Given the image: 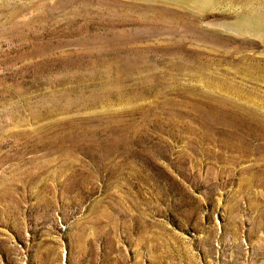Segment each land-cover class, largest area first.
<instances>
[{"label":"rangeland","instance_id":"1","mask_svg":"<svg viewBox=\"0 0 264 264\" xmlns=\"http://www.w3.org/2000/svg\"><path fill=\"white\" fill-rule=\"evenodd\" d=\"M112 33L142 67L126 96L58 109L100 82L64 72L125 59ZM143 76L165 82L124 101ZM248 110L264 117V0H0V264H264V127ZM77 116L94 118L77 149L29 144L68 143Z\"/></svg>","mask_w":264,"mask_h":264},{"label":"bare ground","instance_id":"2","mask_svg":"<svg viewBox=\"0 0 264 264\" xmlns=\"http://www.w3.org/2000/svg\"><path fill=\"white\" fill-rule=\"evenodd\" d=\"M63 5H66L65 3H63ZM64 8V7H63ZM84 13V12H83ZM85 14V13H84ZM142 14V13H141ZM86 15V14H85ZM84 15V16H85ZM83 16V17H84ZM158 17V16H157ZM116 33V32H115ZM122 34V33H121ZM124 36V35H123ZM122 36V37H123ZM111 37V42H112V45L116 48V50H120L121 52L123 51L125 53V59L122 60L121 63H116L115 65H105V66H102V67H105L104 70H102L101 68L98 69L97 71V66H92L90 69L88 70H85V71H66L64 72L63 75V78H65L66 80H73L75 81H78L80 80L83 76L86 77H89L90 79L94 80L95 83H94V87H97V77H99L100 79V82L98 83V88L95 89L94 92H92V94H88V95H85L84 91L82 89H79L80 87L77 86V87H70V90H68L67 92V95L66 97L64 98L65 101L63 102V104L58 108V109H61V111L65 112V113H69V112H73V113H77L78 111H81V110H87V109H90V108H97V105H109L108 104V101H112V102H115V101H121L123 99V96H126L124 94V92L122 91V86L121 84H123V82L121 80H123V76L125 78H130L132 76L133 73H135L136 71L140 72L142 71V67H141V64H140V67H139V59L137 58H134V57H131L128 52L129 51H124V49H120V48H124L126 45H128L129 43H131V40H121L122 37L118 36L116 37V34H113L110 36ZM92 40V39H91ZM92 42V41H90ZM95 42V41H94ZM104 42V40H103ZM93 43V42H92ZM91 43V44H92ZM101 44V43H99ZM77 45V44H76ZM81 45H85L87 48H91L93 49L94 47H88L90 46L89 42L87 41H83L81 43ZM80 45V46H81ZM96 50L99 48H97V44L94 45ZM82 47V46H81ZM80 47V48H81ZM85 48V47H83ZM178 48V47H177ZM127 50V49H126ZM94 51V50H93ZM102 51V50H101ZM177 52H171L168 54V52L166 53L167 54V57H168V62L169 63H173V66H176L177 69H180V70H184V68L186 67V64L188 65V62H186L185 60V57L183 58L182 54L178 53V50H176ZM100 52V51H98ZM116 52V51H115ZM92 55V54H91ZM105 55V54H104ZM118 55V54H117ZM192 55V54H191ZM81 58L83 56V54L81 53L80 54ZM94 57V56H93ZM196 57V56H195ZM75 59H72L70 58L69 61L66 62V67H69V66H74L76 69H79L80 66H81V61H80V58L79 56H76L74 57ZM176 60V61H173V60ZM196 61V58H194ZM76 61H79V62H76ZM76 62V63H75ZM95 62V61H94ZM113 66H116L118 71H119V78L120 79H117L119 82H114L116 83V85L118 86H112L110 88H105L104 86H106V80H109V78L111 77V71H112V67ZM146 66V65H145ZM101 67V66H99ZM175 67V68H176ZM145 68V67H144ZM101 69V70H100ZM116 75V73H114ZM155 74V73H154ZM58 75V74H57ZM117 76V75H116ZM115 76V77H116ZM135 76V74H134ZM60 78V77H59ZM166 77L162 76L161 79H164ZM113 79V78H112ZM131 79V78H130ZM158 79H160L159 77H157V79H152V77H147V76H143V77H138L137 79H134L137 83L136 85L134 84V86L130 89V90H133L134 91V95L133 96H128L125 97L127 99H124V101L126 102H134L136 98L142 96L144 93H148V92H154L155 90L156 91H159V89L161 88V84L162 82H165L163 80L159 81ZM218 79V78H217ZM133 80V81H134ZM166 80V79H165ZM79 82V81H78ZM109 82V81H107ZM151 83L150 85H152L151 87H149L147 85L146 86H142L141 84L143 83ZM214 81H212L211 83L209 84H206L203 88L205 90H203V88L201 90H203L201 92L200 90V93L202 95V97L204 98H208V99H211L212 98V91L214 90ZM112 83V82H111ZM217 84V82H216ZM159 85H161L159 87ZM179 84L177 83V86ZM121 88H120V87ZM125 86V85H124ZM128 86V85H127ZM216 86V85H215ZM175 87V86H174ZM220 89L222 90H227V88L229 89V86H226V85H223V86H218ZM170 89V86L168 87ZM176 88V87H175ZM178 88V87H177ZM218 88V89H219ZM97 89L99 90L98 92V95H97ZM125 89V88H124ZM216 89V88H215ZM182 91H184V93H192V92H196V88L194 87H185L183 86L181 89ZM237 90V89H236ZM174 91V89H173ZM198 91V90H197ZM229 91V90H227ZM233 92V91H232ZM236 92V91H235ZM234 92V93H235ZM126 93V92H125ZM178 93V91H177ZM199 93V91H198ZM197 93V94H198ZM228 93V92H227ZM231 93V92H230ZM247 93V92H246ZM133 94V93H132ZM239 94V93H238ZM199 95V94H198ZM197 95V96H198ZM199 95V96H201ZM109 96L113 97L114 99H111ZM203 98V99H204ZM214 98V97H213ZM227 98V97H225ZM224 98V99H225ZM216 99V98H215ZM220 99V98H219ZM218 99V100H219ZM223 99V98H222ZM221 99V100H222ZM220 100V101H221ZM212 101V100H211ZM215 101V100H214ZM219 101V102H220ZM228 101V100H227ZM55 102H58L56 97L55 96H52L51 99L49 100V104L50 103H55ZM223 102V101H222ZM233 102V101H232ZM111 103V102H110ZM123 103V102H122ZM221 103V102H220ZM224 103H226L224 101ZM234 103V102H233ZM223 104V103H222ZM221 104V105H222ZM227 105V104H226ZM220 106V105H218ZM230 106V105H229ZM228 108V107H227ZM231 108V107H230ZM237 108V107H236ZM244 108V107H243ZM197 110H200V109H197ZM218 110V109H217ZM231 110V109H230ZM236 110V109H235ZM53 111H55L53 108L52 110L51 109H48L46 110L45 114L47 116H53ZM88 111V110H87ZM103 112V111H102ZM84 113H87V112H84ZM123 113V112H122ZM177 114V113H176ZM209 114L211 113H207L208 116H210ZM244 114V113H243ZM111 115H112V112H111ZM102 116V115H101ZM211 117V116H210ZM103 118V117H102ZM101 118V119H102ZM246 119L250 120V122H254V123H257L259 124V121H262V126L264 127V117L260 114H258V112L256 113L255 111H252V110H248V113H245V117ZM94 119L93 117H88V118H81V117H74L72 119H66V122L65 124L59 126V127H63V131L61 133H64V136L63 138L65 137L66 140L68 141V143H42L41 141L39 143H29L30 145H33V147H37V146H41V147H44L45 149H51L53 147H58V148H62V144H66L68 147H71V148H78V146H80L81 143H77V142H81L82 140H85L88 138H91L93 139V134H86V133H83V131L87 130L86 128V125L89 124L90 120ZM100 119V118H99ZM100 119V120H101ZM218 119V118H217ZM256 119V120H255ZM224 120V118L222 119V121ZM259 120V121H258ZM95 121V120H94ZM92 121V122H94ZM221 121V122H222ZM229 122V121H227ZM233 123V121H232ZM232 123H230L232 125ZM261 123V122H260ZM227 124V123H226ZM53 126V125H52ZM91 126V125H90ZM231 127V126H230ZM238 127V126H237ZM256 127V126H255ZM46 129V128H45ZM229 129V128H228ZM264 129V128H263ZM78 131V132H77ZM80 134V135H73L71 136V134ZM232 135V134H231ZM50 136V135H49ZM39 139H44L43 135L42 136H38ZM61 137H58L57 138V141L60 142L61 141Z\"/></svg>","mask_w":264,"mask_h":264}]
</instances>
